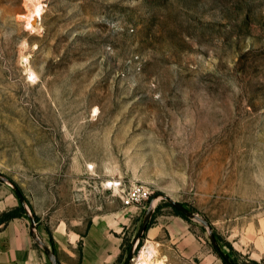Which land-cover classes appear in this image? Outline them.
I'll use <instances>...</instances> for the list:
<instances>
[{
    "label": "rangeland",
    "instance_id": "obj_1",
    "mask_svg": "<svg viewBox=\"0 0 264 264\" xmlns=\"http://www.w3.org/2000/svg\"><path fill=\"white\" fill-rule=\"evenodd\" d=\"M0 177L80 229L147 186L129 264H264V0H0Z\"/></svg>",
    "mask_w": 264,
    "mask_h": 264
},
{
    "label": "crops",
    "instance_id": "obj_2",
    "mask_svg": "<svg viewBox=\"0 0 264 264\" xmlns=\"http://www.w3.org/2000/svg\"><path fill=\"white\" fill-rule=\"evenodd\" d=\"M141 207L125 203L89 217L82 229L79 218L36 220V232L55 249L56 264H121L127 237L134 239ZM29 219L18 214L0 223V264H52L30 233ZM159 226H149L147 242L156 243Z\"/></svg>",
    "mask_w": 264,
    "mask_h": 264
},
{
    "label": "water",
    "instance_id": "obj_3",
    "mask_svg": "<svg viewBox=\"0 0 264 264\" xmlns=\"http://www.w3.org/2000/svg\"><path fill=\"white\" fill-rule=\"evenodd\" d=\"M1 180L5 181L4 178H1ZM14 189L19 197V200L21 202V206L23 207L28 219H29V227H30V233L33 237V239L37 242V244L43 249V251L46 253V255L48 256V258L50 259V261L52 262V264H56V260H55V256L53 251L51 250V248L39 237V235L36 232V218L34 216V214L30 211L27 202L25 200V198L23 197V195L19 192L18 188L14 186ZM161 197L166 200L171 207L176 208L177 210H179L185 217H187L188 219H195L198 220L203 226H205L207 228V231L209 233V238H210V242L213 245V247L216 250H219L218 245L216 243V239L215 236L212 232L211 227L208 225L207 221L205 219H203L202 217H199L197 214H195L194 212L190 211L188 208H186L185 206H183L181 203H179L178 201L174 200L173 198H171L170 196L166 195V194H161ZM154 206L155 203L153 201H151L146 209V212L143 216L142 222L140 224V227L138 229V232L136 234V236L134 237V239L132 240L129 250H128V254H127V260L125 264H129L130 260L133 257V253H134V249L135 246L137 244V242L141 239L143 233L146 230L147 224L152 216V212L154 210ZM221 257L224 261L225 264H232L224 255L221 254Z\"/></svg>",
    "mask_w": 264,
    "mask_h": 264
},
{
    "label": "built area",
    "instance_id": "obj_4",
    "mask_svg": "<svg viewBox=\"0 0 264 264\" xmlns=\"http://www.w3.org/2000/svg\"><path fill=\"white\" fill-rule=\"evenodd\" d=\"M151 194L149 188L140 183H133L122 191L121 197L125 203L139 205L142 201L147 200ZM143 207H145L143 205Z\"/></svg>",
    "mask_w": 264,
    "mask_h": 264
},
{
    "label": "trees",
    "instance_id": "obj_5",
    "mask_svg": "<svg viewBox=\"0 0 264 264\" xmlns=\"http://www.w3.org/2000/svg\"><path fill=\"white\" fill-rule=\"evenodd\" d=\"M156 208H158V206L156 207ZM172 210H173V213L174 214H176V215H178V216H180V217H182V218H185L186 220H189L187 217H185L179 210H177L176 208H173L172 207ZM18 212H23V207L21 206V205H19L18 206V208H15V209H13L12 211H8V212H6V215H5V218L4 219H2V220H0V223L1 222H4V221H6V220H8L9 218H12V217H14V216H17L19 213ZM153 222V216L150 218V220H149V222H148V224H147V227H146V230L149 228V226L151 225V223ZM145 230V231H146ZM144 236V233H143V235H142V237ZM141 243V241H139L138 242V245ZM129 246H130V244H129ZM51 250L53 251V253H55V249H54V247L53 246H51ZM226 258H227V256L226 255H224ZM228 259V258H227ZM232 264H234L230 259H228ZM224 262V261H223ZM223 264H225V263H223Z\"/></svg>",
    "mask_w": 264,
    "mask_h": 264
},
{
    "label": "bare ground",
    "instance_id": "obj_6",
    "mask_svg": "<svg viewBox=\"0 0 264 264\" xmlns=\"http://www.w3.org/2000/svg\"><path fill=\"white\" fill-rule=\"evenodd\" d=\"M41 12H42V6L40 2H35L34 3V14L40 17ZM138 260H139L138 264H155V259L153 258V250L149 249L147 254H144V253L140 254L138 257Z\"/></svg>",
    "mask_w": 264,
    "mask_h": 264
}]
</instances>
